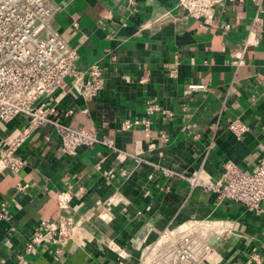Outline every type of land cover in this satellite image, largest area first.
<instances>
[{
    "label": "crops",
    "instance_id": "crops-1",
    "mask_svg": "<svg viewBox=\"0 0 264 264\" xmlns=\"http://www.w3.org/2000/svg\"><path fill=\"white\" fill-rule=\"evenodd\" d=\"M49 1L51 26L80 68L100 65L103 87L85 97L67 77L41 102L115 147L69 152L52 126L32 133L20 148L24 168L0 175V210L9 215L0 219V264H139L167 227L193 218L213 228L205 264H264V200L253 210L185 178L200 171L215 185L227 162L253 170L264 161V0H220L203 19L179 0ZM252 28L259 43L238 67L235 53ZM152 102L160 109L148 114ZM237 117L249 126L242 136L228 126ZM145 118L148 130L122 127ZM25 120L0 123V140ZM62 190L73 194L67 211L57 202ZM63 212L81 225L76 238L25 252L42 220Z\"/></svg>",
    "mask_w": 264,
    "mask_h": 264
},
{
    "label": "built area",
    "instance_id": "built-area-1",
    "mask_svg": "<svg viewBox=\"0 0 264 264\" xmlns=\"http://www.w3.org/2000/svg\"><path fill=\"white\" fill-rule=\"evenodd\" d=\"M220 0H179V7L188 15L208 18ZM56 7L49 0H0V123L8 124L18 116L26 120L0 140V175L10 169L18 172L26 160L20 148L32 133L42 126H52L60 138L62 147L75 152L80 146L97 143L115 147L107 136L97 130L77 127L63 122L58 110L41 102L44 96L55 93L67 77H71L73 89L85 97H93L103 87L102 69L98 63L87 68L78 65L79 56L66 40L51 26ZM264 12V7H259ZM260 15L254 18V25ZM254 28L248 32L242 46L236 51V66L245 64V55L250 46L259 43ZM191 88L205 85H190ZM160 109L156 102L147 108L151 114ZM71 112V111H70ZM149 119L124 120L122 127L130 129L144 123L149 128ZM103 126H106L104 123ZM230 130L238 136L245 134L249 126L240 118L231 119ZM167 175L175 174L165 170ZM191 188L205 185L218 197L245 204L253 210H261L264 200V161L253 170H244L233 162L224 165L220 180L209 185L200 171L185 177ZM1 180V176H0ZM28 184H18L23 190ZM73 194L62 190L57 202L62 210L70 207ZM9 218L5 208L0 210V219ZM81 225L71 213L63 212L56 218L43 219L25 243V252L36 254L41 245L64 246L74 240ZM213 228L208 221L188 219L174 227H167L142 253L139 264H205L214 247L210 243Z\"/></svg>",
    "mask_w": 264,
    "mask_h": 264
}]
</instances>
